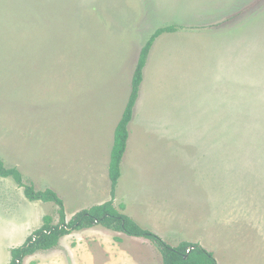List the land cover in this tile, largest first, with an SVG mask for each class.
I'll return each instance as SVG.
<instances>
[{"label": "rangeland", "instance_id": "374dc122", "mask_svg": "<svg viewBox=\"0 0 264 264\" xmlns=\"http://www.w3.org/2000/svg\"><path fill=\"white\" fill-rule=\"evenodd\" d=\"M166 26L178 31L149 54L115 206L171 246L264 264V0H0V161L58 189L67 220L110 201L115 129L142 48ZM57 209L0 177V264ZM36 255L163 264L152 241L101 225Z\"/></svg>", "mask_w": 264, "mask_h": 264}, {"label": "trees", "instance_id": "16d2710c", "mask_svg": "<svg viewBox=\"0 0 264 264\" xmlns=\"http://www.w3.org/2000/svg\"><path fill=\"white\" fill-rule=\"evenodd\" d=\"M178 28L166 26L159 28L150 37L142 48L139 62L132 79V90L129 101L119 121L115 133L111 151L109 177L111 180L112 199L101 205L82 210L67 221L65 203L63 199L52 189L37 190L31 182H26L23 174L16 167H7L0 161V177L12 179L20 188H23L25 197L32 202L53 203L58 207L59 222L54 224L51 216L44 217V224L28 237L26 242L12 249L10 264H21L25 258L40 251L55 249L60 240L75 231L90 229L95 226H103L106 229L123 233L130 237L144 238L152 241L158 248L163 258V264H218L214 254L198 243L181 242L177 246H171L157 234L142 228L131 217L123 213L125 205L115 206V195L119 180L122 177V162L127 151L129 141V126L133 121L141 85L144 80V70L149 54L155 41L165 33L177 32Z\"/></svg>", "mask_w": 264, "mask_h": 264}, {"label": "crops", "instance_id": "0c3cea01", "mask_svg": "<svg viewBox=\"0 0 264 264\" xmlns=\"http://www.w3.org/2000/svg\"><path fill=\"white\" fill-rule=\"evenodd\" d=\"M153 49V48H152ZM151 53V52H150ZM150 57V56H149ZM146 69V68H145ZM144 74H145V70H144ZM137 104H138V102H137ZM137 104H136V107H137ZM135 107V108H136ZM136 113V112H135ZM114 143V142H113ZM111 158V157H110ZM109 165H110V162H109ZM108 177H109V170H108ZM92 180L93 181H95L94 179H93V177H92ZM109 180H110V177H109ZM110 182H111V180H110ZM66 185H68V186H66ZM90 186H93L91 183H90ZM64 187L65 188H68V189H74V185H72V184H64ZM79 189V188H78ZM56 190H58V189H56ZM55 190V191H56ZM57 192V191H56ZM60 191L58 190V192L57 193H59ZM110 193H111V191H110ZM59 195V194H58ZM61 196H63L62 195V193L60 194ZM111 198V197H110ZM64 201V200H63ZM107 201H109V199H107V200H105V201H103V202H95V203H92L88 208H85V207H83L84 209H82V210H85V209H89V208H91V207H93V206H96V205H101V204H103V203H105V202H107ZM65 208H66V206H65ZM81 210V211H82ZM79 212V211H78ZM57 214H58V209H57ZM45 215V214H44ZM43 218V217H42ZM58 218H59V215H58ZM66 218H67V216H66ZM132 218V217H131ZM55 221V220H54ZM67 221H69V220H67ZM58 222H59V220H58ZM54 224H58L57 222H54ZM31 225H34L33 227L31 226ZM31 225H29V229L31 228V230L29 231L31 234L34 232V231H36L37 229H39V228H41L42 226L41 225H37L36 224V222H32L31 223ZM40 226V227H39ZM28 230V228L27 227H25V226H22V225H19L15 230H13L14 232L16 231V234H15V236L16 237H18L23 231H27ZM26 233V232H25ZM30 234V235H31ZM127 236V235H126ZM27 237H29V235H27L26 236V238ZM27 240V239H26ZM65 241V239L64 240H62V242H64ZM26 242V241H25ZM24 242V243H25ZM60 242H61V240H60ZM23 243V244H24ZM22 244V245H23ZM21 245V246H22ZM120 250L118 249V250H111V252L110 253H112V254H118L119 255V258H121V259H124L123 258V256H122V254L120 255V253L121 252H119ZM46 252H48V251H40V254H45ZM82 256H83V254H82ZM113 258L115 259V257L113 256ZM25 261H26V264H58V262L56 261V260H51V259H49L48 257H42V255H39V256H34V257H29L28 259H25ZM25 261H24V263H25ZM125 262V264H130L128 261H124ZM9 264V263H8ZM135 264V263H134Z\"/></svg>", "mask_w": 264, "mask_h": 264}]
</instances>
